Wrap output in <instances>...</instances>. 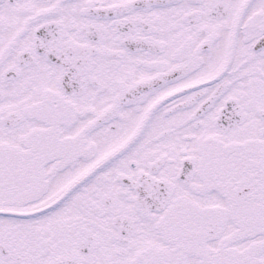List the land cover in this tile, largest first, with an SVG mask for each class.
<instances>
[{"label": "snow or ice", "instance_id": "1", "mask_svg": "<svg viewBox=\"0 0 264 264\" xmlns=\"http://www.w3.org/2000/svg\"><path fill=\"white\" fill-rule=\"evenodd\" d=\"M0 264H264V0H0Z\"/></svg>", "mask_w": 264, "mask_h": 264}]
</instances>
